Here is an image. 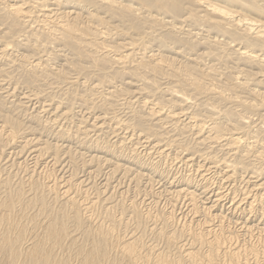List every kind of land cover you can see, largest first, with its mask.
Segmentation results:
<instances>
[{
  "label": "bare ground",
  "instance_id": "6f19581e",
  "mask_svg": "<svg viewBox=\"0 0 264 264\" xmlns=\"http://www.w3.org/2000/svg\"><path fill=\"white\" fill-rule=\"evenodd\" d=\"M62 57L67 64L58 67L55 61ZM0 59L4 61L0 64V160L7 149L23 160L21 165L31 159L35 169L25 171L34 193L46 190L52 194V202L64 201L58 203L60 211L52 213L47 197L33 194L39 197H33L35 203L27 199L25 205L38 203L40 211L33 207L50 217L45 226L46 221L38 226L40 233L33 226L38 235L30 228L36 233L31 244V238H26L29 229L23 225L27 223L20 224L21 210L15 209V200L22 199L24 193L13 191L16 199L0 195V264H184L186 259L192 264H222L224 260L225 264H241L245 254H252L255 264H264V254L255 245L242 248L235 239L238 236L225 232L227 211L244 217V221L233 219V223L241 226L246 236L264 231V221L256 224L254 219H264V0H0ZM64 88L71 91L60 94ZM25 89L28 91H21ZM62 96L67 97V104ZM30 102L40 104L33 113L26 111ZM76 104H82V114L78 129L69 134L65 124L79 116ZM26 120L31 125L25 124ZM39 126L45 131H39ZM108 132L117 139L112 144L102 139L111 134ZM73 139L82 150L96 154L79 163L75 151L66 145ZM143 152L150 155L148 167L150 171L154 167L155 177L167 179L161 193H167L175 210L179 200L186 199L194 218L203 214L207 219L197 222L199 230L189 223L179 231L197 245L186 249L181 244L179 258L173 255L174 248L172 254L154 246L145 249L140 234L118 235L121 223L117 220H111L112 226L99 223L90 228L87 219L93 222L97 206L108 204L112 197L102 199L99 194L96 201L83 199L85 177L76 173L47 185L34 179L36 169L43 166L41 159L49 157L55 167H64L68 159L91 174L105 167H111L108 171L114 178L123 175L128 179L135 174L140 185L143 171L149 169L143 166ZM168 158L196 168L201 180L190 176L183 181L168 179L170 176L158 168ZM3 171L0 166V175ZM9 181L0 178V187L10 196L13 184ZM135 201L129 209L138 226L144 217L148 222L152 216L147 212L143 217ZM29 204L26 208L30 210ZM105 209L107 219L115 213L112 207ZM85 212L90 215L87 219ZM174 213L158 217L163 228L169 226ZM209 220L221 221L219 230L211 228ZM77 231L83 235L74 236ZM164 232H160L162 236ZM169 234L171 245L177 236ZM75 237L83 240L78 242ZM25 239L31 244L26 248ZM113 247L119 259L115 252L111 258Z\"/></svg>",
  "mask_w": 264,
  "mask_h": 264
},
{
  "label": "rangeland",
  "instance_id": "374dc122",
  "mask_svg": "<svg viewBox=\"0 0 264 264\" xmlns=\"http://www.w3.org/2000/svg\"><path fill=\"white\" fill-rule=\"evenodd\" d=\"M171 55H173V54H171ZM66 58L67 59H69L70 57H68V55L66 54ZM65 57H62L61 59H57V61H55V65H57L58 67L59 66H63V65H66L67 64V61H65V60H67V59H64ZM63 59V60H62ZM180 60H181V58H179ZM195 59V58H194ZM3 60L2 59H0V64H1V62H2ZM4 62V61H3ZM56 62H58L57 64H56ZM206 63H209V61H205ZM53 63V62H52ZM3 64V63H2ZM1 64V65H2ZM59 64V65H58ZM63 64V65H62ZM53 65H54V63H53ZM57 66H55V67H57ZM82 87V86H81ZM81 87H80V90L83 92V91H85L84 90V88H82L81 89ZM164 87H165V85H164ZM67 88V87H66ZM66 88H64V90H61L62 92H59V90H57V91H55V94H58V92L60 93V94H65L64 92H66V91H68V92H70L69 91V89H66ZM85 89H87V88H85ZM21 91H24V92H26V91H28V90H21ZM68 92H66V93H68ZM80 92V91H79ZM78 92V93H79ZM82 92H80V93H82ZM18 95H19V93H18ZM80 95V94H79ZM65 96H62V98H64ZM14 98H12L11 100H9V101H12ZM65 99V102L67 101V97H65L64 98ZM98 101V100H97ZM96 101V103H98ZM68 102V101H67ZM67 102H66V104H67ZM31 104H27V106L29 107V108H26V111L28 110V111H30V113L32 112L33 113V111H36V109H38V107L40 106V104L38 105V103L37 102H30ZM79 103H81V102H79ZM33 104V105H32ZM83 104V103H82ZM82 104H80V105H82ZM37 105H38V107H37ZM80 105H77L76 104V106H77V108H76V110H77V112H78V114H79V116H76L75 117V119H73V121H71L72 123H70V122H68V123H66L65 124V126H67V131L69 132V130H70V133L69 134H71V133H75V131L78 129V126H79V117H80V115L82 114L81 112H80ZM133 105H134V107H133ZM132 105V107L133 108H138V106L136 105V104H133ZM136 105V106H135ZM32 107V108H31ZM36 107V109L34 110V108ZM25 111V112H26ZM80 112V113H79ZM124 112V113H123ZM22 114H23V112H21ZM126 112L125 111H123L122 110V112H120V114H122V116L124 117V115H126L125 114ZM43 115H45V114H43ZM47 116L45 115V118H46ZM26 121H28V120H26ZM25 121V122H26ZM30 121H28V122H26L25 124H29V125H31L30 123H29ZM70 124V125H69ZM77 124H78V126H77ZM42 128H44V127H38V129H39V131H42V130H44V129H42ZM52 129H50L49 131H51ZM73 130V131H72ZM45 131V130H44ZM107 132V131H106ZM109 133H111V132H108V134ZM107 134V135H108ZM47 135V134H46ZM92 136L91 137H96V136H94V134H91ZM188 136H189V138H188V136H187V138L188 139H192V136L190 135V134H187ZM45 136V135H44ZM114 136V137H113ZM186 136V135H185ZM107 137V139H104V138H106ZM110 137V138H109ZM115 138V135L113 134L112 135V133L111 134H109L108 136H102V139L103 140H105L104 142H108V143H110V144H112L113 142H115L117 139H114ZM89 140V138L87 139V141ZM107 140V141H106ZM109 140H110V142H109ZM112 142V143H111ZM72 143V144H71ZM20 144H18L17 146H19ZM66 145H70L69 147H72V149H73V151H75L74 153H75V155H77V156H79V157H77V156H75V158L78 160V158H79V163H80V160L82 159V158H84V159H82L84 162H85V160L86 161H88V160H90L91 158V155L93 154V155H95L96 153H94L92 150V152L91 151H89V150H82L81 149V147H80V143H79V141L77 140V139H73V141L72 142H70V143H66ZM103 145V142H101V146ZM89 146H94V144H92V143H89ZM80 147V148H79ZM95 147V146H94ZM6 151H7V153H6ZM5 152H4V156H5V154L7 155V156H3V158H2V160H0V166H2L3 168H4V170L5 171H3L2 172V174L0 175L1 177V179L3 180V179H6L7 178V180L9 179L10 181V184L12 185V187H11V185L9 184V188H10V190L12 189V191L10 192V196L7 194V192L5 193V191H7V190H5L6 188H2V187H0V189L2 190H0V195L2 196L3 195V193H4V195L2 196V197H15L16 195H14L15 193H17V191L18 192H21V194L22 193H24V194H22V199H16V197H15V199L17 200V202H20V204H22V205H20V207H19V205H18V203L16 202V200H15V209H16V211H20L21 210V213H18V214H21V215H23L22 217H20L21 215H19V218H20V220H19V218H18V220H19V222H20V224H23V223H27V224H23L24 226L26 225V227H28V228H25V229H29L28 231L26 230V238L29 240L30 238V243L32 244V242H33V236L37 233V231L40 233L41 232V230H42V228H40V227H38V226H41V224L43 225V223H44V225L43 226H45V224L46 223H48L49 222V219H50V217H49V215L47 214V213H42V215H41V213L39 212L40 211V207H39V204L38 203H36V205L35 204H32V207H31V205L29 204L31 201L33 202L34 201V203H35V199H37V198H39V197H37V198H35L34 196H43L42 198H45V197H47L45 200L47 201V205H48V208H49V210L50 211H53L52 213H58L59 211H58V209L60 208V201H62V202H64L63 200H59V201H54L53 200V202H52V199L50 198V197H53L52 196V194L50 193V192H46V190H45V192H43L44 190H42V191H38L40 194H35L34 192H35V190H33L32 189V186L30 185V183L29 182H31V184H32V179H29V176H27L26 175V171H25V169H27V168H30L31 170H33V169H35V166H34V162L33 161H31V159H29V160H27L25 163H23L22 165H21V162L23 161V160H21L19 157H18V155H13V154H11V153H8V152H11V150H6ZM104 151V150H103ZM80 152L82 153V154H85V156L84 157H81V155H80ZM13 155L12 157H11V155ZM147 153H145V152H143V156H144V158H143V166L144 167H148V163H149V156L150 155H146ZM10 155V156H9ZM27 155H28V153H27ZM26 155V156H27ZM99 155H101V157H104L105 156V154H99ZM9 156V157H8ZM25 156V157H26ZM11 157V158H10ZM17 157V158H16ZM45 158H47V157H44V159H41V165H43L42 166V168L41 167H39L38 169H36V170H38L36 173H35V178L34 179H38V180H40V181H42V183L44 182V184L46 183V185L47 184H50V182L52 183L53 181H54V179H57L58 178V180H60L63 176L64 177H66V178H68L69 176H73L74 174L76 175V173L78 174V177H81V178H84L85 177V179L86 180H88V181H86V185H85V187H84V190L87 192L86 194H85V192L82 194L83 196L85 195V196H87V194H88V196H87V198L85 197H83L82 195H81V193L80 194H78V195H80V199H82V197H83V199H88L89 198V200L91 199V200H93V201H96L97 200V198H98V195L100 194V198H102V199H106L107 198V196H110V198L111 199H109L108 200V204H107V201L104 203H101V204H103V205H101V206H97V208H96V210L97 209H99V210H101V211H99V210H95V213L97 212V215L95 214V216H94V221L93 222H91V221H88V217L90 216L89 215V213H86L85 212V214L84 213H82L83 214V217H84V219H87V222L89 223V227L90 228H95L96 227V225L98 224L99 225V223L102 225H104V224H106V225H104V226H112L113 224H112V222H114V221H116L117 220V222H120L121 224H123V226L120 224V226H119V224H118V229H117V234L118 235H120V236H123V237H125L126 236V238H128V237H131V235H133V236H137V237H141L142 238V240H143V238H144V240H143V245H145V249H150V248H152V246H154V247H156V249L158 250V251H160V252H163L164 251V253H165V250L167 251L166 253H169L170 252V254H172L171 253V251H173L172 249L174 248V251H173V255H174V253H175V255L174 256H177L178 255V258L180 257V256H182L181 255V253H180V249H181V244H182V246H185V248L186 249H188L190 246L191 247H197V245H195L194 246V244L195 243H193L194 241H193V239H192V237L191 236H188L187 234H185L186 236H184V233L183 234H180V232L182 233V230H184L186 227H188L187 225H189V223H192L191 224V228H195L196 227V229H194V230H199V228H201L199 225H198V221L199 220H204L203 222H205V220H207V219H205V216L202 214V216L200 215V217H199V215L197 216V217H195L194 218V216L195 215H193V214H190L189 213V202H187V200L186 199H182V200H179V202L177 203V207H176V210H175V208L173 207L174 206V204H171V203H173V202H171L170 201V197L167 195V193H161V192H163V188L161 187L162 185H163V183L165 184V183H167L166 182V180L167 179H162L160 176L159 177H155L156 175L155 174H157V173H155V171H153V169H154V167H153V169L150 171V167L151 166H149L148 168L149 169H145L143 172V174H145V178L143 179V177H141L140 178V182L141 183H139L140 185H137V181H136V176H134L135 174H133L132 176V178H131V175H130V178H128V176H127V178L128 179H126L125 177L126 176H123V175H121V176H115V178L112 176V175H110L109 174V171H111V167L109 168V167H105V169L103 170L102 169V171L100 172V173H98V172H96V173H98L97 175H95L96 173H93V174H91L92 172H91V170L88 172V170H86L85 171V169L82 167V165L80 166V164H79V167H74V165H72L70 162H69V160L67 159L66 160V162H67V164H66V162L65 163H63V165H64V167H59V166H57V167H55V166H53L52 164H53V162H51V161H53V159L52 160H50V158L48 157L47 159H45ZM108 158L110 159V157L108 156ZM4 159V160H3ZM15 159V160H14ZM14 160V161H13ZM81 160V161H82ZM151 160V159H150ZM169 160V161H168ZM168 160H166V162H164V163H162L161 162V166L160 167H158L160 170H161V172L163 173L164 172V174L166 175H168V176H170L168 179H171V178H173V177H176V178H178L179 179V181H183L182 180V178H184V177H186V179L190 176V177H195L198 181H200L201 180V178L196 174V168H194V167H192L191 169H190V167H189V165H183V164H180V163H178V164H176V161H173V160H171L170 158H168ZM13 161V162H12ZM82 161V162H83ZM113 162H116V159H114L113 158V160H112ZM47 162V163H46ZM112 162V163H113ZM122 163H124V161H121ZM171 162V163H170ZM4 163V164H3ZM12 163H14V164H12ZM28 163V164H27ZM43 163V164H42ZM45 163V164H44ZM145 163H147L146 165H144ZM20 164V165H19ZM49 164V165H48ZM62 165V166H63ZM171 166V167H170ZM181 166V167H180ZM188 166V167H187ZM13 169H12V168ZM18 167V168H17ZM22 167V168H21ZM134 167V168H133ZM137 166H132V168L133 169H135V170H137V168H136ZM67 168V169H66ZM190 170H189V169ZM63 171H62V170ZM82 169V170H81ZM193 169V170H192ZM47 170V171H46ZM64 170H65V172H67V173H64ZM75 170V171H74ZM84 170V171H83ZM109 170V171H108ZM61 171V172H60ZM194 171V172H193ZM87 172H88V174H87ZM10 173V174H9ZM72 173V174H71ZM90 173V174H89ZM53 174V175H52ZM188 174V175H187ZM3 175V176H2ZM24 175V176H23ZM68 175V176H67ZM91 176V177H89V176ZM194 175V176H193ZM14 176V177H13ZM16 176V177H15ZM83 176V177H82ZM93 176V177H92ZM110 176V177H109ZM198 176V177H197ZM12 179H11V178ZM112 177H113V179H112ZM121 177H122V179H121ZM123 177H124V179H123ZM164 177V176H163ZM108 178L110 179V180H108ZM117 178V179H116ZM149 178V179H148ZM151 178H154V183L152 182V184L154 185H152L150 182H151ZM158 180H157V179ZM22 179V180H21ZM120 179V180H119ZM133 179V180H132ZM149 180V182H148V180ZM11 180L13 181V182H11ZM105 180H107V182L105 181ZM27 181V182H26ZM109 181H111L110 182V184H108L109 186H107V183H109ZM174 181H176L175 179H174ZM15 183V184H14ZM26 183V184H25ZM87 183H89V184H87ZM106 183V184H105ZM159 183H160V185H159ZM23 184V185H22ZM29 184V185H28ZM104 184V185H103ZM149 184V186L148 187H146L147 185ZM150 184L153 186L152 188H151V186H150ZM15 185V186H14ZM19 186V187H18ZM23 186V187H22ZM88 186V187H87ZM104 186V187H103ZM108 188H107V187ZM120 186V187H119ZM215 185H213V187H214ZM14 187V188H13ZM30 187V188H29ZM87 187V188H86ZM159 187V188H158ZM161 187V188H160ZM216 187V186H215ZM215 187L213 188V189H215ZM22 188V189H21ZM89 188V189H88ZM101 188V189H100ZM136 188V189H135ZM147 188V189H146ZM32 189V190H31ZM104 189V190H103ZM156 189V190H155ZM5 190V191H4ZM88 190V191H87ZM128 190H130V191H128ZM146 190V191H145ZM154 190V191H153ZM160 190V191H159ZM15 193H14V192ZM24 191V192H23ZM28 191H30V192H28ZM127 191V192H126ZM159 191V192H158ZM37 192V193H38ZM103 192V193H102ZM105 192H107V194H105ZM141 192V193H140ZM153 192H155L154 194H153ZM45 193V194H44ZM47 193H50L49 195L50 196H48V194ZM96 193H98V194H96ZM113 193V194H112ZM123 195H122V194ZM146 193V194H145ZM149 193V194H148ZM156 193H160V194H162V195H160V194H156ZM13 194V195H12ZM33 194H34V196H33ZM152 194V195H151ZM164 194H165V196H164ZM7 195V196H6ZM105 197H104V196ZM142 195V196H141ZM156 195V196H155ZM124 196V197H123ZM148 196H150V197H148ZM13 197V198H14ZM31 197V198H30ZM35 199H34V198ZM161 197V198H160ZM24 198V199H23ZM148 198V199H147ZM27 199H28V204L30 205V210H29V206L26 208V206L28 205H25L26 203H27ZM34 199V200H33ZM108 199V198H107ZM124 199V200H123ZM137 200V201H135V200ZM22 200H24L23 202H22ZM90 200V201H91ZM113 200V201H112ZM117 200H118V202H117ZM131 200V201H130ZM143 200H145V201H143ZM157 200V201H156ZM26 201V202H25ZM102 201H104V200H102ZM115 201H116V203H115ZM133 201H135L136 203H137V205H138V209H139V205H140V209H139V211H140V214H142V216L144 217L146 214H151V218L149 219V221L147 222V220L148 219H146L145 217V219L143 218V220L141 221V223H139V225L138 226H141L142 228H141V230L139 229V228H137L138 226H137V224L138 223H136V221H134L133 219H131V212H130V206H131V204H132V202ZM151 201V202H150ZM169 201V202H168ZM201 201H202V199H201ZM111 202V203H110ZM60 205H59V204ZM115 203V204H114ZM118 203V204H117ZM126 203V204H125ZM131 203V204H130ZM140 203V204H139ZM38 204V205H37ZM54 204H57V205H55V207H56V209H55V207H54ZM112 204V205H111ZM117 204V205H116ZM159 204V205H158ZM18 205V206H17ZM33 205L34 206H36V207H38L39 209V211L35 208V207H33ZM49 205H50V207H49ZM124 206V208H123V206ZM144 205V206H143ZM188 205V206H187ZM51 206H53V207H51ZM59 206V207H58ZM117 206H118V208H117ZM128 208H127V207ZM23 207H24V209H26V211L23 209ZM102 209H101V208ZM104 207V208H103ZM105 207H109V208H113V212L112 213H114V214H112V217H108V219H107V217H105V216H108L107 214H106V209H105ZM229 207V206H228ZM34 208V209H33ZM122 208V209H121ZM151 208V209H150ZM23 209V210H22ZM31 209H33L32 211H31ZM105 209V210H104ZM115 209V210H114ZM117 209V210H116ZM127 210V212H125L124 210ZM151 211H150V210ZM187 209V210H186ZM55 210V211H54ZM103 210H104V212L105 213H102L103 212ZM175 211V217H176V219H175V217L171 220V222H170V224H169V226H167L166 228H163V226L164 225H162V222H161V219H159L160 218V216H166V215H168V214H170V212L171 211ZM30 211V212H29ZM99 211V212H98ZM119 211V212H118ZM121 211V212H120ZM178 211H179V213H178ZM39 213V214H37V213ZM124 212V213H123ZM148 212V213H147ZM153 212V213H152ZM166 212H167V214H166ZM169 212V213H168ZM17 213V212H16ZM120 213V214H119ZM127 213V214H126ZM228 213V214H227ZM26 214V215H25ZM45 214H46V217H47V219L45 218ZM91 214V213H90ZM100 214H104L103 216L102 215H100ZM123 214V215H122ZM144 214V215H143ZM190 214V215H189ZM28 215V216H27ZM29 215L31 216V220H29L30 218H29ZM72 215V214H71ZM88 215V216H87ZM114 215H116V216H114ZM154 215H155V217H157L156 218V220H154ZM158 215V216H157ZM226 215H227V217L229 218V219H226V221H225V232L227 233V232H229V233H227V235H229V234H231V236H234V237H237V238H235L236 239V241L238 242V244L243 248V247H248V248H252V246H254L255 245V247L257 248V251H261V253L262 254H264V231H262V232H260V231H258V230H255V231H253V233H252V235L251 234H247V236L245 235V231H243V229L241 228V226H239V225H237L236 227H235V224L233 223V219H235V220H237V219H239V221L240 222H242V221H244L245 219H243L244 217L243 216H240V214H236L235 216H232L231 214H230V212H226ZM188 216V217H187ZM257 216V215H256ZM114 217V218H113ZM121 218V220H123V222H121V220H119L120 218ZM159 217V218H158ZM187 217V218H186ZM202 217V218H201ZM232 217V218H231ZM243 217V218H242ZM21 218L23 219V220H25V221H22L21 220ZM29 218V219H28ZM118 218V219H117ZM128 218H130V219H128ZM182 218V219H181ZM193 218V219H192ZM32 219H33V221H32ZM37 219H39V222L37 221ZM104 219H107V220H104ZM114 220V221H111V220ZM192 219V220H191ZM254 219L256 220V224H258V222L260 223L261 221L260 220H263L264 221V219L263 218H260V217H258L257 216V218H255L254 217ZM34 220H36V222H37V224H36V222H34ZM43 221V222H41V221ZM128 220V221H127ZM134 222H133V221ZM154 220V221H153ZM175 222H174V221ZM179 220V221H178ZM232 221L231 223L230 222H228V221ZM234 220V221H235ZM22 221V222H21ZM28 221H30L29 223H28ZM106 223H105V222ZM110 221V222H109ZM156 221V222H155ZM32 222H34V224L32 223ZM41 222V223H40ZM101 222H104V223H101ZM126 222H130V225H126V224H128V223H126ZM144 222H146L145 223V225H144ZM150 222V223H149ZM158 222V223H157ZM194 222V223H193ZM210 222V223H209ZM220 222L221 221H216V220H214V221H207V223H209V225L211 224V228L212 227H214L216 230H219L218 229V227L220 226ZM72 223V224H71ZM87 223V224H88ZM96 223V224H95ZM136 223V224H135ZM30 224V225H29ZM31 224H33V225H31ZM40 224V225H39ZM95 224V225H94ZM141 224H143V226L141 225ZM152 224V225H151ZM174 225L175 226V229H173L174 228V226L172 227V225ZM234 226H233V225ZM27 225H29V226H27ZM73 225V226H72ZM196 225V226H195ZM219 225V226H218ZM33 226H36L37 227V231L33 228ZM42 226V227H43ZM69 226H70V231L72 230L73 231V227H74V229H75V226H74V223L73 222H71L70 221V224H69ZM72 226V227H71ZM132 226V227H131ZM136 226V227H135ZM190 226V225H189ZM218 226V227H217ZM228 226V227H227ZM144 227V228H143ZM147 227V228H146ZM165 227V226H164ZM262 227V226H261ZM260 227V228H261ZM30 228L31 229H33L34 231H36V233L34 232L33 234L31 233V231L32 230H30ZM180 228V229H179ZM213 228V229H214ZM232 228V229H231ZM120 229V231H118ZM123 229V230H122ZM135 229H136V231L138 232H136L135 231ZM156 231H155V230ZM160 229H162V230H164V229H166L165 231L166 232H164V231H159ZM178 229V230H177ZM214 229V230H215ZM230 229V230H229ZM147 230V231H146ZM153 232H152V231ZM228 230V231H227ZM241 230V231H240ZM159 231V233L160 232H164V234H165V236H164V234H163V236L161 235L162 233H157ZM177 231L179 232V233H177ZM33 232V231H32ZM79 231H77V233L75 232V233H73V235L74 236H78L77 234H79L80 235V237L83 235L82 233L80 234V232L78 233ZM123 232H125V233H123ZM134 232V233H133ZM146 232V233H145ZM157 234H156V233ZM175 232V236H177V241L179 242H177L176 240L175 241H173V242H171V245H169V243H170V241H168L167 242V239H168V234L170 233V234H172V233H174ZM29 233H31L32 235H30ZM122 233V234H121ZM141 233H142V235H141ZM167 233V234H166ZM234 233H235V235H234ZM76 234V235H75ZM140 234V235H139ZM146 234V235H145ZM161 235L162 237H164V238H162L161 236H159V235ZM169 234V235H170ZM176 234H180V235H176ZM37 235H38V233H37ZM139 235V236H138ZM251 235V236H250ZM144 236V237H143ZM158 238H157V237ZM183 236V237H182ZM35 237V236H34ZM80 237H75L76 239H77V241L79 242V240L81 239V240H83V237L82 238H80ZM147 237V238H146ZM178 237H180L179 239H178ZM80 238V239H79ZM186 240H185V239ZM190 238V239H189ZM240 238V239H239ZM27 239H25L24 240V248H26V247H28V246H30L31 244H26V240ZM33 239V240H32ZM182 239H184V240H182ZM80 240V241H81ZM163 240V241H162ZM192 240V241H191ZM145 241V242H144ZM152 241H154V242H152ZM159 241V242H158ZM244 241H245V243H244ZM261 241V242H260ZM156 242V243H155ZM174 242H176V243H174ZM28 243V242H27ZM145 243V244H144ZM168 243V244H167ZM254 243V244H253ZM263 243V244H262ZM151 244V245H150ZM172 244H174V247H172ZM248 244V245H247ZM28 245V246H27ZM150 246V247H148V246ZM243 245V246H242ZM178 247V249H177V247ZM250 246V247H249ZM262 246V247H261ZM148 247V248H147ZM166 247V248H165ZM175 247H176V249H175ZM184 248V247H183ZM256 248H255V250H256ZM261 248V249H260ZM165 249V250H164ZM259 249V250H258ZM169 250V251H168ZM178 251V252H177ZM112 252V253H111ZM113 252H115L116 253V255L118 254L117 252H116V250H115V248L113 247V251H112V249H111V251H110V255L112 254V255H114V253ZM177 252V253H176ZM59 253H62V252H59ZM247 253H251V251L249 252H247ZM63 254V253H62ZM61 254V255H62ZM112 255H111V258H112ZM180 255V256H179ZM249 255V256H248ZM245 254L244 256L245 257H247V258H249V259H247V258H245L244 256H243V258H245L246 259V261H245V259H243L242 260V262L240 261V263L241 264H245V263H248V261L250 262V263H248V264H255V262L253 261V259H254V257L252 256V254ZM118 256H119V254H118ZM172 256V255H171ZM253 257V258H251V257ZM115 257V256H114ZM113 257V258H114ZM117 257V256H116ZM110 258V260H113V259H111ZM118 259L120 258V256L119 257H117ZM116 258V259H117ZM173 258H175V259H177L176 257H173ZM110 260H108V261H110ZM185 261V263H187V264H192L191 262H189L188 263V261L189 260H184ZM226 260H224V261H221V263L223 264L224 262H225ZM253 262V263H252ZM184 263V264H185ZM226 263V262H225ZM224 263V264H225ZM106 264H109V262L107 263L106 262ZM205 264V263H204ZM261 264H263V262L261 263Z\"/></svg>",
  "mask_w": 264,
  "mask_h": 264
}]
</instances>
